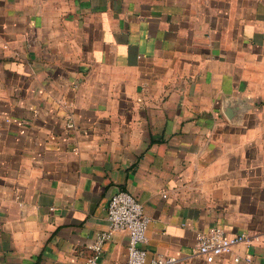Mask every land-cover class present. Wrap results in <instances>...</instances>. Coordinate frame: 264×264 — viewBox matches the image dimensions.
I'll return each instance as SVG.
<instances>
[{"label":"crops","instance_id":"crops-1","mask_svg":"<svg viewBox=\"0 0 264 264\" xmlns=\"http://www.w3.org/2000/svg\"><path fill=\"white\" fill-rule=\"evenodd\" d=\"M121 189L150 257L264 264V0H0V264H85Z\"/></svg>","mask_w":264,"mask_h":264},{"label":"built area","instance_id":"built-area-1","mask_svg":"<svg viewBox=\"0 0 264 264\" xmlns=\"http://www.w3.org/2000/svg\"><path fill=\"white\" fill-rule=\"evenodd\" d=\"M69 126L73 127V123ZM107 220L108 228L91 243L94 255L85 264H101L105 243L120 231L129 235L126 264H176V257L149 256L146 244L149 241L148 229L152 219L145 213L144 205L130 192L121 189L110 198ZM196 239L198 253L208 263H213L219 256L231 253L236 245L245 243L250 246L253 240L259 241L260 237L255 236L253 239L245 232L228 235L224 228L215 225L199 231ZM235 261H240V257H236ZM246 261L250 262L251 257H246Z\"/></svg>","mask_w":264,"mask_h":264}]
</instances>
